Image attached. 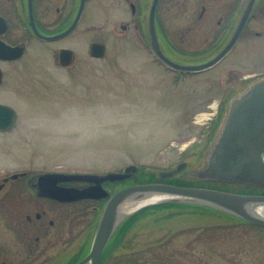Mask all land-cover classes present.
Listing matches in <instances>:
<instances>
[{
  "label": "rangeland",
  "instance_id": "rangeland-1",
  "mask_svg": "<svg viewBox=\"0 0 264 264\" xmlns=\"http://www.w3.org/2000/svg\"><path fill=\"white\" fill-rule=\"evenodd\" d=\"M87 6L86 20L69 38L60 43L31 41L24 58L7 64L0 101L17 109L18 124L0 138L16 144L11 153H35L40 170L104 174L133 164L139 179L148 181L181 162L190 170L200 167L202 156L184 161L181 151L196 136L195 115L209 110L198 108L208 79L201 84L192 81L195 76L178 80L156 63L144 45L148 28L132 24L121 30L120 24L131 19L124 1L89 0ZM92 42L107 46L104 58L89 54ZM61 44L75 52L68 67L55 59ZM261 65L248 67V73L263 71ZM3 145L0 166L8 153ZM201 147L204 152L206 146ZM188 181L223 190L244 188L225 181ZM226 224V214L208 208L148 210L126 229L118 257L135 264H195L199 249L200 264H228L227 239L233 236L223 234ZM249 243L255 247L252 236Z\"/></svg>",
  "mask_w": 264,
  "mask_h": 264
},
{
  "label": "flooded vegetation",
  "instance_id": "flooded-vegetation-1",
  "mask_svg": "<svg viewBox=\"0 0 264 264\" xmlns=\"http://www.w3.org/2000/svg\"><path fill=\"white\" fill-rule=\"evenodd\" d=\"M122 1L128 6L126 10L131 19L120 24L121 30L126 31L132 24L136 29L142 28L145 31V28L146 30L148 28V40L144 41V45L156 63L165 70L174 72L178 80L182 76H195L192 81L201 84L200 82L208 79L209 89L203 90L207 94L201 93L203 98L199 99L201 104L198 108L212 106L216 113L206 126L192 125L196 136L189 139L186 147L181 151L184 161L193 157L191 155H194V158L202 156L201 159L204 160L232 101L245 93L254 81L264 77V70L248 73L251 68L261 65L264 58V0H256L233 47L216 63L204 70L192 72L178 71L155 55L149 38V19L154 0ZM88 2L89 0L80 13L82 0H0V70L2 71L0 87L7 79V64L24 58L31 41L60 43L69 38L86 20ZM247 3L248 0L228 2L227 0H159L155 23L161 49L169 58L181 64L196 65L214 60L232 39ZM79 14L80 18L74 30L54 40L40 36L33 26L34 23L44 36L59 35L70 28ZM7 47L20 48L22 54L10 58L6 51ZM64 48L70 47L61 44L55 53V59L59 64L60 52ZM251 60H254L253 64L252 62L249 64ZM248 67L251 68L248 70ZM194 91L200 93L201 90L195 88ZM17 124L18 120L13 128L0 130V135L12 133ZM8 139L0 138L1 144H4L8 151L6 155L3 154L5 159L1 160L5 162L0 166V264H79L81 262V264H93L92 259L84 260L93 249L108 201L119 190L141 183L209 187L189 182L188 180H193L188 177L192 169L185 166V169L173 174L161 172L157 178L148 181L140 180L137 171L122 181L104 180L101 185L107 195L103 197L58 200L40 193V176L45 173L71 172L40 170L35 153H11L10 150L16 144L9 145V142L5 141ZM201 146H206L204 152ZM261 162L263 169L264 153L261 155ZM183 172L186 173L182 175ZM227 182L239 183L244 187L238 190L227 189V191L254 194L261 198L262 201L257 205L260 222H252L229 212L197 203L150 204L130 213L115 228L98 259V264H135L130 258L124 260L118 257L121 237L125 236L126 229L130 230L139 216L148 210L173 206L190 209L208 208L226 214L227 230L223 231V234L229 235L228 237L233 236L232 239H227L228 264H264V184ZM50 184L55 185L52 181H49V186ZM58 185L67 188H84L94 183L61 181ZM199 229V224L195 223L196 236L200 233ZM251 236L255 244L254 248L249 243ZM199 251L195 249L197 256L195 264H200ZM133 253L134 249L130 250L131 257Z\"/></svg>",
  "mask_w": 264,
  "mask_h": 264
},
{
  "label": "water",
  "instance_id": "water-1",
  "mask_svg": "<svg viewBox=\"0 0 264 264\" xmlns=\"http://www.w3.org/2000/svg\"><path fill=\"white\" fill-rule=\"evenodd\" d=\"M87 0H82L81 11ZM159 0H154L149 19V38L155 55L168 66L178 71H200L216 63L236 43L243 27L245 26L256 0H248L240 23L227 47L214 60L204 64H181L169 58L161 49L155 23V12ZM80 18L77 16L70 28L59 35H42L35 24L34 29L40 36L47 40L60 38L74 30ZM10 58L22 54L20 48L7 47ZM107 47L102 42H92L89 54L92 57L103 58ZM61 65L69 66L74 61V50L64 48L60 52ZM2 71L0 70V82ZM17 111L10 105L0 103V130H9L17 122ZM264 153V77L254 81L245 93L235 98L226 113L221 127L212 143L203 164L189 172L191 179H211L218 181H243L248 183L264 184V167L261 165V155ZM186 166L180 163L176 168L162 173H176ZM137 170L136 165H129L124 172H109L106 174L91 173H45L40 176V193L58 200H77L82 198H99L107 195L101 183L104 180H125ZM49 181L55 185L49 186ZM61 181H88L94 185L84 188H67L58 185ZM156 198L155 201L145 200ZM144 201V203L139 204ZM262 201L257 195L229 192L226 190L181 186L167 183H141L119 190L111 196L104 210L96 234L93 249L84 261L93 260L98 264V259L114 232L115 228L132 212L154 203L182 202L197 203L215 209L229 212L235 216L260 222L257 205ZM126 204H131L134 209H126ZM139 204L138 206H135ZM83 261V262H84ZM82 263V262H81ZM79 263V264H81Z\"/></svg>",
  "mask_w": 264,
  "mask_h": 264
},
{
  "label": "bare ground",
  "instance_id": "bare-ground-1",
  "mask_svg": "<svg viewBox=\"0 0 264 264\" xmlns=\"http://www.w3.org/2000/svg\"><path fill=\"white\" fill-rule=\"evenodd\" d=\"M207 117H208V115H206V114H201L200 116H199V120L200 121H203V120H205V119H207ZM156 200V198H151V199H148V200H145V202H149V201H155ZM141 203H144V201H142V202H140L139 204H141ZM139 204H137V205H135V206H138ZM126 209H129V208H132V209H134V208H136V207H132V205L131 204H126Z\"/></svg>",
  "mask_w": 264,
  "mask_h": 264
}]
</instances>
